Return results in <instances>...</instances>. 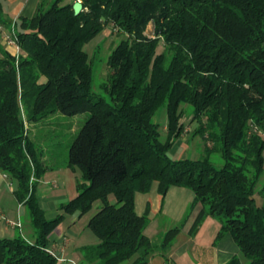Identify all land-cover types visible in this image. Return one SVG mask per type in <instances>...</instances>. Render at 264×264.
<instances>
[{"label":"trees","instance_id":"obj_1","mask_svg":"<svg viewBox=\"0 0 264 264\" xmlns=\"http://www.w3.org/2000/svg\"><path fill=\"white\" fill-rule=\"evenodd\" d=\"M74 1L41 2L16 21L21 52L0 48V171L16 182L14 195L35 232L33 241L0 237V264H56L48 235L65 214L81 216L98 200L87 223L98 242L80 248L82 264L133 256L129 264H147L180 230L169 229L159 243L146 235L149 218L136 212L134 198L153 183L162 199L171 186L193 192L191 207L202 208L190 233L213 215L216 238L229 233L246 264H264V0H79L78 14ZM2 9L0 0L1 23ZM106 27L120 40L96 93L83 45ZM161 106L164 140L152 120ZM55 112L89 116L68 149V166L79 168L83 181L49 219L36 197L48 166L30 125ZM184 120L210 143L202 142L199 158L169 154ZM214 151L219 166L210 159Z\"/></svg>","mask_w":264,"mask_h":264},{"label":"crops","instance_id":"obj_2","mask_svg":"<svg viewBox=\"0 0 264 264\" xmlns=\"http://www.w3.org/2000/svg\"><path fill=\"white\" fill-rule=\"evenodd\" d=\"M1 1L4 22H0V48L16 55L21 50L6 45L3 36L10 32L12 26L16 30V21L20 17H31L42 0ZM69 1L71 0H64V2ZM39 124L41 122L30 125L31 133ZM182 139L180 137L176 140L169 151L173 159H184L186 149L182 148L184 146L185 148L191 147L188 143L181 142ZM192 148L196 154L194 149L196 145ZM63 171L66 178L62 176L61 179L58 172ZM71 171L73 169L64 160L60 166H48L41 177L36 197L46 218H54L60 211L59 206L77 195L80 182H77L76 185L74 183L72 188L68 185L69 181H73L69 175ZM4 178L10 183L8 190L4 185ZM14 190V182L8 175L0 171V237L13 238L21 235L25 239L33 241L35 232L29 216L27 217L26 206L17 201ZM193 198L194 194L190 189L171 186L162 199L157 192L156 183L152 184L147 193L136 192L135 210L138 214L147 213L149 223L145 228V233L152 240L163 238L169 229L178 227L176 224L182 221L184 223L180 225V230L175 234L167 249L163 253L151 255L147 264H226L234 256L239 258L240 264H246L245 257L241 255L229 233H224L216 238L220 222L215 216L206 215L196 232H189L202 208L200 203L191 207ZM79 220L80 216L77 213L70 214V217H64L48 235L47 249L56 257V264L58 262L61 264H82L80 248L98 242L83 226L79 225ZM11 222L19 223V225H13ZM190 239L199 241L198 245H190ZM86 240L90 242H85Z\"/></svg>","mask_w":264,"mask_h":264},{"label":"rangeland","instance_id":"obj_3","mask_svg":"<svg viewBox=\"0 0 264 264\" xmlns=\"http://www.w3.org/2000/svg\"><path fill=\"white\" fill-rule=\"evenodd\" d=\"M53 0H42V3L45 7H48ZM145 34L147 36H152V25L151 23L148 24ZM119 37L114 31H112L109 27H106L103 29L99 34H97L94 38H92L90 41L85 43L83 45V49L87 52L89 57V62L92 68V90L96 93H101V84L107 81L108 74L110 72L109 67L106 64V58L109 54V51L115 46L116 43L119 42ZM162 50V45L160 44L157 47V52H160ZM89 112H84L76 115H64L60 112H55L54 114H51L44 118L39 124L35 131L32 133V137L36 140V142L40 145V147L43 150V159L45 161V164L48 166H60L63 164L64 160L65 163H67L68 160V149L79 132L80 128L82 127L85 120L88 118ZM152 120L154 123H157L159 125V131H160V139L164 140L166 135V123H167V115L166 110L164 106L159 107L153 117ZM185 128L183 130V133L181 137L183 138L181 142L185 144H189V148H182L186 149L184 152V158H190L195 159L203 156L205 154V151L202 147V142L205 144L210 143L208 141H202L200 137L197 135H194V128L195 123H188L187 120L185 121ZM189 127V128H188ZM187 140V141H186ZM186 141V142H185ZM196 145L195 152L192 148V146ZM210 159L212 160L213 164L215 166H219L222 164V159L220 156V153L217 151H214L210 154ZM63 178H66L63 172H58ZM71 178L73 181H69V186L74 187V183L76 185L77 182H82V174L79 168H74L73 171L70 172ZM76 178V179H75ZM264 178V176H263ZM57 179V178H56ZM76 180V182L74 181ZM16 187V182L11 179ZM59 180V179H57ZM4 185L6 189H9L10 183L9 181L4 178ZM110 202L114 203L115 198L113 195L109 196ZM101 205V202L98 200L94 202L92 207L83 213L80 216L79 225L83 226L88 233H90L95 239L97 237L92 233V231L88 228L87 223L89 218L95 214V212L98 210L99 206ZM60 210V209H59ZM60 212V211H59ZM28 213V212H27ZM78 215V213H77ZM29 215L27 214V217ZM64 217H70V214H65ZM181 224H184L183 221L179 224H176V226H179ZM175 226V225H174ZM194 236V235H193ZM162 238H155L154 241L156 243H159ZM98 240V239H97ZM85 242H90L89 240H86ZM172 242V241H171ZM190 245H198L199 241L197 240H189ZM171 244V243H170ZM133 256L130 260H126L122 262L121 264H129L133 258ZM58 264H61L58 262ZM71 264V263H66ZM77 264V263H75Z\"/></svg>","mask_w":264,"mask_h":264},{"label":"built area","instance_id":"obj_4","mask_svg":"<svg viewBox=\"0 0 264 264\" xmlns=\"http://www.w3.org/2000/svg\"><path fill=\"white\" fill-rule=\"evenodd\" d=\"M3 41L8 46H14L16 49H18V50L20 49L18 44H17V35H16V30H15L14 26H12L9 33H7L3 36ZM11 223L13 225H19V223H16V222H11Z\"/></svg>","mask_w":264,"mask_h":264},{"label":"water","instance_id":"obj_5","mask_svg":"<svg viewBox=\"0 0 264 264\" xmlns=\"http://www.w3.org/2000/svg\"><path fill=\"white\" fill-rule=\"evenodd\" d=\"M72 9L74 14H78L82 10V3L79 0H76L72 4Z\"/></svg>","mask_w":264,"mask_h":264}]
</instances>
